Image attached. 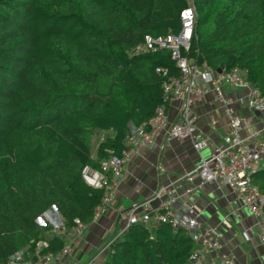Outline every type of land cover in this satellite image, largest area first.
<instances>
[{
  "label": "trees",
  "instance_id": "trees-1",
  "mask_svg": "<svg viewBox=\"0 0 264 264\" xmlns=\"http://www.w3.org/2000/svg\"><path fill=\"white\" fill-rule=\"evenodd\" d=\"M190 2V56L244 71L264 95V0H0V264L41 241L63 249L36 223L53 208L69 229L93 223L103 190L86 170L99 171L106 150L119 158L130 125L164 105L157 71L177 74L170 51L137 50L146 36L178 33ZM251 180L264 195V167ZM195 248L169 224L132 225L99 264H189Z\"/></svg>",
  "mask_w": 264,
  "mask_h": 264
},
{
  "label": "built area",
  "instance_id": "built-area-1",
  "mask_svg": "<svg viewBox=\"0 0 264 264\" xmlns=\"http://www.w3.org/2000/svg\"><path fill=\"white\" fill-rule=\"evenodd\" d=\"M180 21L178 33L164 37L146 36L137 50L153 54L170 51L177 74L173 75L168 70L157 71L163 77L164 105L147 123L139 127L130 125L119 158L111 150H106L109 158L103 161L100 170H90L89 175L85 176L90 186L103 190L101 202L94 210L93 222H97L114 204L125 165L133 156L154 149L160 137H163L164 148L176 141L189 140L200 159L196 169L179 178L175 184L160 188L151 200L132 204L120 215V236L132 225L151 228L169 224L175 231L187 232L196 245L189 257V264H237L235 257L224 250L222 235L217 228L206 226L193 207H178V189L184 182L189 185L188 193L197 191L207 183L215 184L219 189L229 188L240 208L254 220L242 232L244 242L252 243L256 236L264 251V195L251 180V176L264 167V95L247 80L244 71L235 68L218 73L205 61L190 56L197 21L193 3L181 12ZM224 87L246 91L249 109L263 119L256 123L253 119L239 116ZM209 95H213L227 123L226 135L213 148L210 139L200 134V117L195 112ZM174 105L178 106V114L171 121L168 111ZM212 122L215 123V120ZM103 141L104 136L100 142ZM204 152H209L208 156H204ZM153 201L158 203L156 209L152 207ZM36 222L42 228L50 227L52 233L64 241L63 249L58 253L44 252L47 243L41 241L32 253L16 252L6 264H77L74 261L76 249L71 240L82 236L87 226L76 219L73 227L67 228L56 208L47 211ZM120 236L108 243L106 250ZM101 255V252L91 255L81 264H99ZM261 264H264V259Z\"/></svg>",
  "mask_w": 264,
  "mask_h": 264
},
{
  "label": "crops",
  "instance_id": "crops-1",
  "mask_svg": "<svg viewBox=\"0 0 264 264\" xmlns=\"http://www.w3.org/2000/svg\"><path fill=\"white\" fill-rule=\"evenodd\" d=\"M224 91L233 100V108L239 116L253 119L256 123L263 119L249 109L246 91H234L229 87H224ZM195 112L200 117L198 130L203 137L210 139L213 148L227 132L224 113L215 104L213 95H209L203 104L198 105ZM177 114L178 106L174 105L168 111L170 120L174 121ZM162 142L163 137H160L154 149L144 150L141 154L133 156L125 165L114 204L97 222L87 226L79 243L76 240L73 243L76 249L74 261L77 264L84 262L86 257L97 255V248L103 240L120 236V215L132 204L151 200L160 188L175 184L179 178L196 169L200 159L189 140L176 141L166 148L162 147ZM98 147L99 143L93 145L94 157ZM208 154L209 152H204V156ZM89 172L90 169L86 170L85 176L89 175ZM85 181L88 180L85 178ZM188 189L186 182L178 189V207H193L206 226L217 228L222 235L224 250L235 257L237 264H261L264 251L256 236L253 242L248 244L242 237V232L253 224L254 220L240 208L234 193L226 187L219 189L217 185L209 183L193 193H188ZM152 207L156 209L158 203L153 201Z\"/></svg>",
  "mask_w": 264,
  "mask_h": 264
},
{
  "label": "rangeland",
  "instance_id": "rangeland-1",
  "mask_svg": "<svg viewBox=\"0 0 264 264\" xmlns=\"http://www.w3.org/2000/svg\"><path fill=\"white\" fill-rule=\"evenodd\" d=\"M191 3V2H190ZM189 3V4H190ZM102 136H103V133L102 134H99V135H97L95 138H94V144L93 145H97L98 143H100V140H101V138H102ZM85 176V175H84ZM226 189L229 191L230 189L229 188H227L226 187ZM231 191V190H230ZM63 221V220H62ZM37 223V222H36ZM38 224V223H37ZM39 225V224H38ZM41 227V226H40ZM44 228V227H43ZM85 233V232H84ZM43 235L44 236H46L47 235V233H43ZM48 236V235H47ZM83 236V235H82ZM82 236H80V237H75V238H73L71 241L74 243V241L76 240V242H80L81 241V237ZM240 237V236H239ZM114 238H115V236H112L110 239H105V240H103L101 243H100V245L98 246V248H97V250L99 251V252H101V260L102 261H104L105 259H106V257H107V254L109 253V248L106 250V246H107V244L108 243H111L112 241H114ZM239 241H240V239H239ZM93 256V255H92ZM90 257V256H89ZM88 257V258H89ZM87 257H86V259L84 260V262L88 259ZM99 259V260H100ZM98 260V261H99ZM101 261V262H102ZM100 262V263H101Z\"/></svg>",
  "mask_w": 264,
  "mask_h": 264
},
{
  "label": "water",
  "instance_id": "water-1",
  "mask_svg": "<svg viewBox=\"0 0 264 264\" xmlns=\"http://www.w3.org/2000/svg\"><path fill=\"white\" fill-rule=\"evenodd\" d=\"M221 71H218V73H220Z\"/></svg>",
  "mask_w": 264,
  "mask_h": 264
}]
</instances>
